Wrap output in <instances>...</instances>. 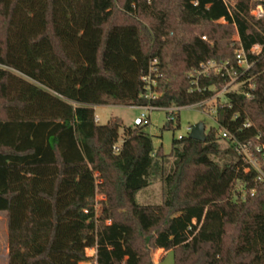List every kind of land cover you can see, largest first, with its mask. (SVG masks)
Masks as SVG:
<instances>
[{"label":"trees","instance_id":"16d2710c","mask_svg":"<svg viewBox=\"0 0 264 264\" xmlns=\"http://www.w3.org/2000/svg\"><path fill=\"white\" fill-rule=\"evenodd\" d=\"M60 1L43 0L41 30L26 41L45 44L56 67L77 77L80 68L56 24ZM28 2L0 0V212L8 264H83L91 260L83 250L92 247L93 264H155L158 249L171 250L174 264H264V183L234 147L249 146L264 174L256 150L264 145V0H87L90 25L99 31L88 96L14 72L21 69L9 58L10 33L17 7ZM254 5L263 7L259 18L251 14ZM121 28L132 30L138 46L136 80L123 97L97 87L126 84L109 63ZM255 45L259 50L252 52ZM238 49L251 65L239 92H228L215 114L229 140L211 127L204 141L173 139L165 154L153 149L146 123L126 126L116 116L95 121L93 104L169 107L211 97L209 88L223 80L200 76L203 90L197 91L188 73L210 59L235 64ZM153 59L159 94L148 100L140 76ZM172 122L168 117L162 128ZM153 169L160 170L162 202L140 204L136 194L149 185ZM97 186L106 203L99 213Z\"/></svg>","mask_w":264,"mask_h":264},{"label":"rangeland","instance_id":"374dc122","mask_svg":"<svg viewBox=\"0 0 264 264\" xmlns=\"http://www.w3.org/2000/svg\"><path fill=\"white\" fill-rule=\"evenodd\" d=\"M234 3V0H229ZM42 8L43 0H30L28 3H21L15 12L13 25L11 28L9 48L10 61L14 65H18L21 71L14 70L16 74L21 75L25 79L36 82L42 86L44 83L52 85L57 82L62 88H70L77 96H88L91 88L86 86L89 75L93 71V56L96 47V40L99 31L90 25L89 14L87 11V0H61L56 7V24L61 30L65 46L68 53L75 59L80 68V74L74 77L73 73L60 71L58 67L51 61L50 49L45 44L31 46L27 43V37L33 36L39 32L42 27ZM251 14L255 18L261 17L263 7L254 5ZM220 23H224L222 20ZM234 41L237 39L235 33L231 35ZM112 52L109 54V63L118 73L123 74L126 84L123 89L117 87H107L106 83H99L97 87L110 90L119 97H123L125 91H132L138 68L137 51L138 46L135 41L132 30L121 28L115 31L111 42ZM34 76L36 79H33ZM67 81L69 84H67ZM70 86V87H69ZM47 87V86H45ZM224 97L220 98V103H224ZM213 103V102H212ZM124 104V103H123ZM123 104H93L94 115L98 117V124H106L111 117H119L123 125L130 126L135 117L141 115L142 109L124 106ZM123 105V106H117ZM148 121L144 126V131L149 134L152 141V147L155 150L160 148L163 153L171 152V143L173 139L181 135H188V127L197 122H202L205 126V132L211 127L217 128L215 114H209L201 111L196 107H183L177 114L172 124L163 129L162 126L167 124L169 114L164 109H154L147 111ZM120 139L122 140V128L119 130ZM219 136V134H218ZM218 143L222 149H226V142L218 139ZM233 156H226V158ZM172 160L166 163V170L172 166ZM97 184L102 182L99 173H95ZM150 183L143 190L136 194V201L140 204H161L163 199V184L161 182L160 170L153 169L149 175ZM237 189H242L237 184ZM93 203L95 204V212L99 213L100 209L106 206L105 196L97 186ZM4 216L0 214V264H6L4 258L5 241V223ZM90 254V250H87ZM156 264H174V253L171 250H162Z\"/></svg>","mask_w":264,"mask_h":264},{"label":"built area","instance_id":"2783aa9c","mask_svg":"<svg viewBox=\"0 0 264 264\" xmlns=\"http://www.w3.org/2000/svg\"><path fill=\"white\" fill-rule=\"evenodd\" d=\"M205 38V37H203ZM259 50V46L255 45L252 47V52H257ZM235 64L227 59L226 61H216L213 59H210V61L201 63L199 68H193L189 73V78L192 79V85H194V88L197 91H201V89L198 85V81L200 76L203 77H209L210 75H214L220 79L223 80L224 84L220 88H216L214 85L210 87L209 89H212L213 92L211 94V97L207 99H203L200 101H197L193 103L192 105H176V106H160V105H154L152 103H146L141 105H136L133 103H126L123 104L124 106L129 107H135L142 109L141 115L134 118L132 125L133 126H141L142 124L147 123L148 121V114L147 111L154 110V109H164L166 113L169 114V119L174 120L176 117L177 111H179L183 107H196L199 108L201 111H206L209 114H216V108L218 104H225L220 103V98L226 96L228 92H239L240 86L242 84L241 77L245 73V71L250 67L251 63L248 59H246L245 54L241 49H238L235 54ZM157 61L155 59L152 60L150 63L147 72L142 74L140 76V79L143 81V90L142 97H145L148 100L155 99L158 97L159 92H157L156 88L158 85V77H159V71L158 68L155 66ZM213 102V103H212ZM123 105H117V106H123ZM95 121H98V118L95 116ZM249 122H246L244 124V127L248 126ZM187 130L190 132V127L187 128ZM217 130L219 136L224 140H229L232 135L228 129L221 127L217 124ZM182 136V135H181ZM179 136V137H181ZM235 150L239 155L242 156V158L245 161H248L258 172V179L264 183V174L260 170L258 163H256V160L253 157V154L251 152V149L249 146H246L244 144L234 142ZM256 150L258 152H261L262 158L264 160V145L257 146Z\"/></svg>","mask_w":264,"mask_h":264},{"label":"crops","instance_id":"0c3cea01","mask_svg":"<svg viewBox=\"0 0 264 264\" xmlns=\"http://www.w3.org/2000/svg\"><path fill=\"white\" fill-rule=\"evenodd\" d=\"M98 118V117H97ZM98 123V121H97ZM1 215L4 216L3 220H4V223H5V245H4V258L6 260V264H8V258H7V254H8V241H7V223H6V218H5V212H0ZM87 250H90V254H87ZM163 249H158L156 252H155V257H154V263L156 264L158 262V259H159V255L161 254V251ZM164 251V250H163ZM83 254L87 257H89L91 260L89 262H83V264H93L95 263L94 262V258H95V249L92 247V248H86L83 250Z\"/></svg>","mask_w":264,"mask_h":264},{"label":"water","instance_id":"95a60500","mask_svg":"<svg viewBox=\"0 0 264 264\" xmlns=\"http://www.w3.org/2000/svg\"><path fill=\"white\" fill-rule=\"evenodd\" d=\"M188 137L191 139H196L199 141H204L206 138L205 126L202 122H197L194 125L190 126V132Z\"/></svg>","mask_w":264,"mask_h":264}]
</instances>
